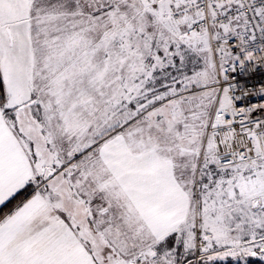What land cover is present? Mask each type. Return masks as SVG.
<instances>
[{"label":"snow or ice","instance_id":"6c2138e0","mask_svg":"<svg viewBox=\"0 0 264 264\" xmlns=\"http://www.w3.org/2000/svg\"><path fill=\"white\" fill-rule=\"evenodd\" d=\"M0 264H264V0H0Z\"/></svg>","mask_w":264,"mask_h":264}]
</instances>
